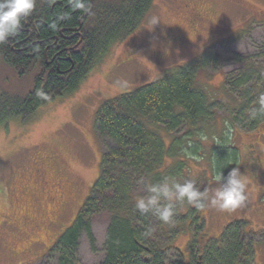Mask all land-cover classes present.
<instances>
[{
	"label": "trees",
	"instance_id": "16d2710c",
	"mask_svg": "<svg viewBox=\"0 0 264 264\" xmlns=\"http://www.w3.org/2000/svg\"><path fill=\"white\" fill-rule=\"evenodd\" d=\"M91 2L93 14L84 15L72 9L70 0H37L18 35L0 45V127L32 116L55 98L73 92L113 44L137 30L153 4V0ZM61 12L70 16L59 23L58 30H52L49 25ZM234 58L247 70L255 68L243 56ZM219 61V55L207 49L174 74L99 107L95 131L111 146L101 153L99 175L90 195L71 226L49 249L56 264H78V239L85 234L93 243L90 222L102 215L108 217V225L105 255L99 264H185L172 242L186 222L204 235V206L174 204L173 223L162 225L151 213L140 214L134 197L146 195V182L158 184L165 177L187 181L184 170L193 157L207 158L212 175L221 171L227 176L238 166L240 154L231 137L223 138L225 129L254 132L264 125V110L258 105L264 94V71L253 82L244 73L231 86L224 76V88L231 87L237 99L231 105L221 103L227 115L222 125L215 127L220 144L205 149L202 143L210 140L212 128L208 124L216 120L217 106L196 85V76L208 68L216 69ZM202 136L208 137L205 140ZM180 206L187 208L186 215L180 213ZM148 229L151 236L144 235ZM195 254L189 255L187 264L255 261L252 239L238 221L228 224L218 241L207 240Z\"/></svg>",
	"mask_w": 264,
	"mask_h": 264
},
{
	"label": "rangeland",
	"instance_id": "374dc122",
	"mask_svg": "<svg viewBox=\"0 0 264 264\" xmlns=\"http://www.w3.org/2000/svg\"><path fill=\"white\" fill-rule=\"evenodd\" d=\"M184 5L196 7L210 26L192 30L185 8L176 10ZM210 48L220 57L218 67L200 72L196 85L216 102V120L208 124L212 128L210 140L202 143L205 149L214 148L220 144L215 127L222 125L227 115L221 103L227 106L237 99L231 87L224 88V76L231 86L244 73L253 82L264 71V0H153L137 30L113 44L73 92L55 98L32 116L0 127V224L9 221L6 217L10 219L8 225L0 227L6 233L0 238V264H56L51 250L40 251L51 249L71 226L98 178L101 153L111 146L95 131L99 107L174 74ZM236 55L245 57L255 68L245 69L235 61ZM224 133L223 138L231 137L239 151L237 167L246 183L247 199L242 207L220 210L209 206L206 198L201 212L204 235L186 222L172 245L187 264L191 253L196 255L207 240L218 241L224 228L238 221L252 239L254 264H264V181L252 175L247 155L253 145L264 160V125L254 132L225 129ZM165 143L168 145V139ZM187 165L184 173L188 180L211 194L218 185L212 181L209 160L193 157ZM256 165L260 167L261 162ZM25 186L27 193L22 197L17 188ZM10 190H15L16 197ZM51 196L67 202L54 216L48 209L57 199L51 200ZM179 209L182 215L188 212L184 206ZM107 225L106 215L91 219L93 243L85 234L80 235L78 264L103 260Z\"/></svg>",
	"mask_w": 264,
	"mask_h": 264
},
{
	"label": "clouds",
	"instance_id": "9594fccd",
	"mask_svg": "<svg viewBox=\"0 0 264 264\" xmlns=\"http://www.w3.org/2000/svg\"><path fill=\"white\" fill-rule=\"evenodd\" d=\"M37 0H0V45L6 43L10 38L18 35L22 21L33 14ZM73 10H79L84 15H92L90 0H70ZM70 13L61 12L50 23L52 30H58L59 23L68 19ZM260 110H264V94L258 99ZM254 108L250 115L254 117ZM207 139V137H201ZM212 181L218 185L211 194L201 191L193 180L183 183L178 182L175 177H165L158 184L145 183L146 195L134 197L136 210L144 215L151 213L162 225L173 223L175 216L174 204L187 203L195 207H203L207 198L209 206L220 210H234L242 207L247 199L246 183L239 168H232L224 176L221 171L212 176ZM145 236H151L152 230L148 229Z\"/></svg>",
	"mask_w": 264,
	"mask_h": 264
},
{
	"label": "flooded vegetation",
	"instance_id": "af4514ba",
	"mask_svg": "<svg viewBox=\"0 0 264 264\" xmlns=\"http://www.w3.org/2000/svg\"><path fill=\"white\" fill-rule=\"evenodd\" d=\"M91 5H92V2H91ZM183 8H185V13L188 15L186 20H187V23L188 22L190 23V27L192 28V30L195 31V29H197V28L201 29L205 26H210L207 23V21L205 20V18L201 14L197 13L196 7L193 8V7H190L189 5L176 6L177 11H179L180 9H183ZM253 148H254V146L250 145L249 149H251L252 151H248V153H247V155L249 157V161H250L249 162V170L252 172V175L254 176V178L256 180H260V182L262 183L264 181V179H262L264 176V173H263L264 172V160L261 157L257 156V153H256V151H254ZM256 162L257 163L261 162V166L259 167L258 165H256ZM17 190H20V194L22 197L25 196L27 193V187L26 186L25 187H18ZM10 191H11V193L13 192L12 195L15 196L14 195L15 190H10ZM52 198H53V200H55V199H57V200H55V202H53V205L49 206L48 212H50V214H53L51 216H54V215H56L55 213L61 211L64 208V206L66 205L67 202L65 201L66 199L63 200L58 196L55 198H54V196H51V200H52ZM6 219L10 221L9 218L6 217ZM53 220H56V217H54ZM9 221L8 222H5V221L1 222L0 227L8 225ZM3 234H6V233H2L0 231V238L3 236ZM33 242H34V244L38 243V241H33ZM49 249H50L49 247H44V251H42V252L40 251V253H47ZM22 252L25 253L27 251L23 250ZM35 254H37V252L33 253L32 255L35 256ZM38 257H40V256L38 255L37 258Z\"/></svg>",
	"mask_w": 264,
	"mask_h": 264
}]
</instances>
